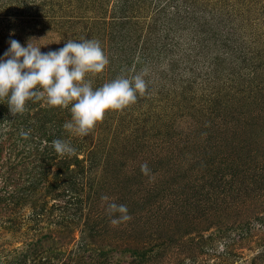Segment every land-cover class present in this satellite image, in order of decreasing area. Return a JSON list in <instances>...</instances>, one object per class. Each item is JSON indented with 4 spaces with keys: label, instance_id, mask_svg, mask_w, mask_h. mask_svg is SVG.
Here are the masks:
<instances>
[{
    "label": "rangeland",
    "instance_id": "rangeland-1",
    "mask_svg": "<svg viewBox=\"0 0 264 264\" xmlns=\"http://www.w3.org/2000/svg\"><path fill=\"white\" fill-rule=\"evenodd\" d=\"M19 1L25 5L13 14L17 15L14 35L0 25V55L9 47V39L22 45L29 38L39 39L29 42L44 45L42 52L59 49L69 39L98 40L109 64L99 74H88L87 79L97 88L117 77L131 78L143 71L142 65L135 66L138 61L134 58L144 46L152 52L145 65L150 91L123 110L106 111L103 120L86 137L64 127L72 120L69 107H51L46 98L40 104L39 100L28 101L20 115H0V126H31L37 124L32 116L38 106H46L49 112L54 108L56 124L62 126L65 141L80 144L79 157L85 148L94 146L96 177L101 183L94 195L96 208L92 212L87 209L78 216L74 208L76 200L69 201L74 206L71 209L59 208L64 214L76 212L72 215L71 232L57 233L56 223H50L51 216L45 213L35 221L30 203L21 206L11 203V216L5 218L0 214L1 263L11 260V255H5L11 248L38 237L32 244L37 255L45 256L48 249L59 247L56 256L51 253L49 261L42 264H264V0H239L236 11L228 6L236 0L219 3L222 14L216 15L223 18L222 24L238 28L236 32L230 30L234 32L230 35L235 38V45L244 46L247 52H253L248 55L256 57L253 61L246 59L245 64L261 66L256 69L249 66L254 68L253 72L249 70L238 79L244 82L243 86L230 84L231 87L221 88L215 109L212 103H201L198 97L192 99L194 93L172 82L175 76L172 45L177 38L175 25H179L174 9L147 13L142 11L145 4L130 3V14L122 19L116 8L118 0ZM185 1L191 6L193 18L187 22L180 46L190 50L194 47L192 54L216 52L220 41L215 42L214 38H220L222 31L221 38L229 35L219 24L221 19L217 17L216 22L211 19L209 7L216 1ZM213 8H217L215 4L210 9ZM134 36L142 40L148 37L150 43L141 46V41L131 49L126 47L122 41L128 42ZM242 61L240 58L237 63ZM164 65L170 70L162 74ZM5 104L2 107L0 103L1 113L7 107ZM3 141L0 192L4 195L13 191L22 177L31 175L34 159L15 134L7 133ZM229 155L245 164L241 168L244 173L238 172L231 188L207 189L204 175L208 164L213 159L221 162L226 156L229 160ZM88 160L91 162L89 157ZM88 160L80 162L85 172L93 167ZM145 164L147 171H142ZM198 185L202 190L199 192L198 188L194 193ZM44 195L37 204L45 201V207H50L54 200ZM194 195L199 201L192 205L189 200ZM78 197L85 201L86 195L80 193ZM110 203L126 205L131 218L122 220L120 213H110ZM59 209H51L56 218ZM89 216L90 220L85 219ZM60 221L67 223L63 217ZM49 228L53 229L50 236ZM107 243L144 251V256L139 259L130 251L122 253L119 249L101 255L100 250ZM30 261L28 257L27 264Z\"/></svg>",
    "mask_w": 264,
    "mask_h": 264
},
{
    "label": "trees",
    "instance_id": "trees-1",
    "mask_svg": "<svg viewBox=\"0 0 264 264\" xmlns=\"http://www.w3.org/2000/svg\"><path fill=\"white\" fill-rule=\"evenodd\" d=\"M214 1H216V3L214 2L213 4H215L217 8H213L212 10L210 9L213 5L211 1L212 5L209 7V11L212 14L211 19H214L215 21L218 17L216 14H219V12V15L222 14V6H219V3L222 4L224 0ZM247 1L249 0H245V2ZM21 2L22 1L19 0H0V25L4 26V30L10 31L11 33H14V31L16 30L15 25L17 19L15 17L17 15L13 14H15V11L20 9L22 5H25H20ZM137 2H141L142 5H146V7L144 6L142 11H147V13H152L153 10L158 11L159 13L165 11L168 12L171 11V9L175 10V20L179 25H175V37L177 38H175V44L172 45L173 47H175V61L172 62L173 64H175V76H173L172 82H175V85L178 86H181L179 84H182V88L190 91L191 94L194 93L192 99L194 97H198L201 103H212V107L213 109H215L216 103L218 101V99L216 98H218V95L222 93L221 88H224L226 85H229L231 87L230 84H233V87L240 84L243 86L244 82H239L238 79L243 78V74L248 73L249 70L253 72L254 68L256 69L261 66L245 64L246 61H253L256 59V57L254 58V55L251 54L248 55V52H253L249 50L247 52V49H244V46L239 48L238 45H235L236 40L230 34L236 32L238 28L234 26H232V28H228L229 25L227 23V27H225V24H222V17H218L217 19H221L219 24L223 25V29H225L224 31L229 35L225 36V38H221V36L223 35L221 33H224L222 31L220 33V38H214L215 42L220 41V48L213 53L202 54L200 52H195L192 54L191 52L195 51L194 47V50H190V47L185 48L184 46H180V44L182 43L181 40H183L182 37L185 35L183 31L187 30V22L189 21V19L193 18V16H191V6L188 2H186L185 0H118L116 8H119V13L121 14V16H123L122 19L126 18L130 14V6L132 5L130 3ZM239 5L240 1L236 0L235 2H230L228 6L231 7L232 11H236L235 8L239 9ZM209 11L208 14L210 13ZM138 12L140 13L141 10H138ZM142 13L143 12H141V14ZM12 17H14V19ZM225 17L228 18L229 22L231 21L228 16ZM240 27L241 26L239 25V28ZM230 30H233L234 32ZM122 42L126 47L131 49L132 45L140 42L141 46L148 45L150 43V40L148 37L142 40L139 37L134 36L128 42ZM250 45L251 44L249 43V46ZM141 46L139 47V49L141 48ZM159 48L157 49L158 52ZM210 48L211 47L209 46L208 49ZM144 50L145 48L143 46L142 49L139 50V54H137L138 56L135 58L133 56V58L138 61L137 63H135V66L141 68L142 65V70H145V65L149 61L148 58H150L152 55V52H149V49L145 50V52ZM238 52L241 55L238 56ZM240 58L244 61H242L241 64H238L237 61H239ZM120 63L123 64L122 62ZM251 65L254 68L250 69ZM162 69V74H164L167 72L168 67L164 65ZM231 69H234V72H229V70ZM197 90L198 92L196 93ZM0 103H2V107H4L3 105L5 103V105H7L6 99L0 100ZM40 103L42 102H40L39 100L38 104ZM46 108V106H38L36 112H34L35 116L33 115L32 117H34L33 120H35L37 124H33L31 126H0V152L2 151L1 147L4 142L3 139L5 135L7 133L15 134V136H17V138H19L25 144L24 148L28 149L29 156L33 157L34 159L32 160L34 163L32 162L30 176H24L22 177V180L14 184L13 191L6 192L4 195L0 192V214L5 215V218L6 216H11L10 206L12 207L13 205H16L14 202H17L18 206L30 203L29 207H31L32 209L31 213L35 221H37V218L40 217V215L42 216V213H45L46 216H51L49 217L50 223H52L53 221L56 223L57 233L62 231L71 232L74 229L72 215L74 216L75 213L78 212L79 216V213L80 215L82 213H86L87 209V212L90 213L93 211V207L96 208L94 195L97 194L96 189L101 185V183L99 178L96 177L97 173L94 166L96 158L94 156L95 153H92L94 152L95 148L94 146L88 149L85 148V153L82 154V157H79L77 150L80 149V144L69 142V144L75 149L73 154H65L64 156H60L59 154H57L52 146V143L57 139L65 141V138L62 135V126H57L56 124V113L53 112L55 109L52 108L49 112L48 108ZM47 111L50 116L48 115ZM68 111L70 112V106L68 108ZM0 115H7V117H10L8 116L11 115L8 105L7 107L2 109V113ZM40 120H42V122H40ZM22 132L27 133V136L21 135ZM88 157L91 159V162L90 160H88ZM69 158H72L71 162L68 160ZM84 158L87 159L89 161V164L93 166L92 168H89V172H85V168H83L80 164L81 161L85 160ZM212 161L213 163L208 164L207 166V174L204 175L207 176V178H205V180L208 181L207 189H215L219 191L221 187H223V189L228 187L231 188L234 186L233 182L235 181L238 172L244 173V171H241V168H245V164L233 160L231 156L229 160L226 156L222 159L221 162L218 163L214 162V159ZM72 165H74L75 167L72 168ZM50 170H52V173L49 172ZM48 173L50 174L51 178H48ZM46 178H48V180H46ZM7 185L8 184L4 186L6 187ZM198 188L199 192L200 190H202L201 185H198L197 191H194V193L198 192ZM80 193H84L86 195L85 201H82L78 197ZM44 194H48V196H51L54 200V202L51 203L50 207H45V201H43L41 205L37 204L40 202L41 198L45 196ZM196 196L197 195H194L193 198H190L191 200H189L190 202L192 201V205L199 201ZM70 200H76V207L72 206V202H69ZM11 203L13 205H11ZM61 203L62 205H64L63 207H61ZM54 207H57L58 209L62 208V210L67 209V207L68 209L74 207L76 212H67L64 214L62 210L59 209L58 214H56L58 218L57 220L56 216H53V214H51V211ZM47 208H49L48 211L46 210ZM176 208L177 206L175 205V212H177ZM62 217L66 218L67 223L64 222V224L60 221ZM5 218L2 220L4 221ZM85 219L90 220V216ZM85 222L83 224H85ZM51 230L53 229H48L47 235H52ZM80 232H82V230ZM43 235L45 236V234ZM38 240L39 238L35 237L31 239L29 243L20 244L19 246H14L13 248H11L9 252L5 254L9 257L11 255V260L7 264H27L26 260L28 257H31L30 264H36L37 261L35 256H38V264H42L44 261H49L51 253L52 255L53 253L55 255V253L59 251V247L56 246L55 248H51L45 251L48 252L45 254V256L41 255V253L39 252V255H37L36 246L32 244L34 241ZM97 248L99 247H93V250ZM118 249L122 253L130 251L129 254L134 255L139 259L144 256V251L138 252L134 248L133 250H131L130 247H120L117 245L113 246L110 243H107L106 247L101 248L100 254L107 256L110 251H117ZM3 261L4 263H1L0 261V264H5L7 262L6 260Z\"/></svg>",
    "mask_w": 264,
    "mask_h": 264
},
{
    "label": "clouds",
    "instance_id": "clouds-1",
    "mask_svg": "<svg viewBox=\"0 0 264 264\" xmlns=\"http://www.w3.org/2000/svg\"><path fill=\"white\" fill-rule=\"evenodd\" d=\"M31 39L39 40L29 38L22 45L16 39H9V47L0 55V100L6 99L12 115L24 113L28 101L46 98L51 107L70 106L72 120L64 127L86 137L103 120L106 111L123 110L150 91L145 80L147 70L131 78L117 77L94 88L88 74H99L109 64L98 40L69 39L59 49L42 52L44 45L29 42ZM52 146L60 156L75 151L60 139L54 140ZM141 167L147 171L146 164ZM108 209L110 213H120L122 220L131 218L126 205L110 203Z\"/></svg>",
    "mask_w": 264,
    "mask_h": 264
}]
</instances>
